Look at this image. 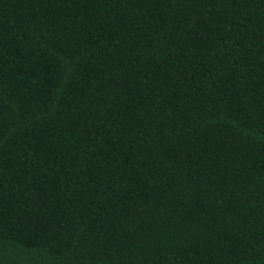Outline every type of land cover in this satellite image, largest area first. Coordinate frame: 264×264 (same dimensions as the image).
Listing matches in <instances>:
<instances>
[{
    "label": "trees",
    "instance_id": "obj_1",
    "mask_svg": "<svg viewBox=\"0 0 264 264\" xmlns=\"http://www.w3.org/2000/svg\"><path fill=\"white\" fill-rule=\"evenodd\" d=\"M0 264H264V0H0Z\"/></svg>",
    "mask_w": 264,
    "mask_h": 264
}]
</instances>
